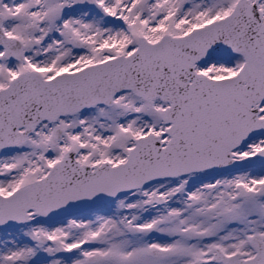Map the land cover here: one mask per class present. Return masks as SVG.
I'll list each match as a JSON object with an SVG mask.
<instances>
[{
    "label": "snow or ice",
    "instance_id": "snow-or-ice-1",
    "mask_svg": "<svg viewBox=\"0 0 264 264\" xmlns=\"http://www.w3.org/2000/svg\"><path fill=\"white\" fill-rule=\"evenodd\" d=\"M0 264H264V0H0Z\"/></svg>",
    "mask_w": 264,
    "mask_h": 264
}]
</instances>
